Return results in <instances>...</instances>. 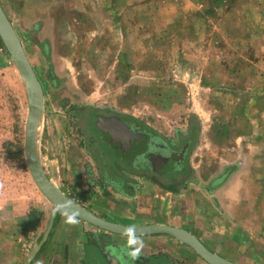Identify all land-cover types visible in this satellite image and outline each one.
<instances>
[{"label":"rangeland","instance_id":"374dc122","mask_svg":"<svg viewBox=\"0 0 264 264\" xmlns=\"http://www.w3.org/2000/svg\"><path fill=\"white\" fill-rule=\"evenodd\" d=\"M2 3H10L8 18L43 89L37 151L60 191L118 220L138 216L125 194L131 187L148 209V201L166 193L174 199L184 186L185 208L172 210L184 214L191 234L235 264H264V0ZM110 113L170 141L191 140L187 171L162 177L122 164L101 136ZM27 116L25 80L0 39V180L22 192L29 184L34 194L24 263L54 209L27 168ZM63 213L30 264H71L69 232L82 239L80 264H207L169 236H147L150 248H143L135 244L143 237L63 224Z\"/></svg>","mask_w":264,"mask_h":264},{"label":"water","instance_id":"95a60500","mask_svg":"<svg viewBox=\"0 0 264 264\" xmlns=\"http://www.w3.org/2000/svg\"><path fill=\"white\" fill-rule=\"evenodd\" d=\"M0 39L26 84L28 116L24 133V155L27 168L37 189L54 207L44 235L24 264H30L46 242L59 211L101 231L122 237L138 238L156 235L169 236L191 248L207 264H235L212 252L198 238L182 228L160 224L127 226L110 222L92 214L60 191L45 174L37 151V139L44 108L43 89L26 56L20 39L1 6ZM166 162L169 164L172 163V161L167 158Z\"/></svg>","mask_w":264,"mask_h":264},{"label":"crops","instance_id":"0c3cea01","mask_svg":"<svg viewBox=\"0 0 264 264\" xmlns=\"http://www.w3.org/2000/svg\"><path fill=\"white\" fill-rule=\"evenodd\" d=\"M8 5H10V3L4 5L2 3V0H0V6L2 7L7 17L8 14L5 10V7ZM155 188H158L161 191L160 187H158L157 185L155 186ZM184 188V186H181L178 192H176L174 199H172L173 197H171V199L168 200L166 198L168 193H166L165 196L159 195L160 199H152L148 201V209L145 208V205L140 203L139 199H141V196H139V192H137V194H134L132 197H127V200H136L137 202L136 216H138L136 217V219H133V215H127V217H119L118 220H109L101 216V213H92L102 219L119 224L130 225L127 223H133L132 225L135 226L160 224L182 228L190 233H193L192 227L188 225V223L186 224V222H183V220H186L183 217L184 214H174L173 212L175 211L172 210L173 208L177 207L179 209L185 208V204H181L179 200L180 193L184 190ZM23 192L21 190L19 191V189L13 190L10 183H6L5 181L0 180V264L24 263V261H22V246L25 247V244H23V242H27V234L32 237V218L29 215L28 209L32 200H34V194L32 191V187L29 184L25 185V190ZM35 196L36 203H43L39 195ZM61 222L63 224L66 223L68 225L80 227V223H78L80 221L66 213H63ZM194 235L195 237H198L196 236V234ZM67 236L71 237V233H67ZM70 237L66 241L68 244V254L70 262L71 264H80L84 257V247L81 246L80 248V245L77 244V241H81L82 239H70ZM145 238L149 237H143V239L135 241V244L139 245V247L150 248L149 244L151 241ZM198 239L202 241V238L198 237ZM202 243L209 249L208 245H206L204 242ZM29 245H31V242L29 243Z\"/></svg>","mask_w":264,"mask_h":264},{"label":"flooded vegetation","instance_id":"af4514ba","mask_svg":"<svg viewBox=\"0 0 264 264\" xmlns=\"http://www.w3.org/2000/svg\"><path fill=\"white\" fill-rule=\"evenodd\" d=\"M102 117L98 115L99 118ZM103 121L101 136L124 165L166 177L187 171V156L191 140L177 137L170 141L152 130L144 128L135 119L110 113ZM190 132V131H189ZM166 158L172 161L166 162Z\"/></svg>","mask_w":264,"mask_h":264},{"label":"trees","instance_id":"16d2710c","mask_svg":"<svg viewBox=\"0 0 264 264\" xmlns=\"http://www.w3.org/2000/svg\"><path fill=\"white\" fill-rule=\"evenodd\" d=\"M143 127H144V128H147V129H149V130H151V129H150L149 127H147L146 125H143ZM12 146H13V143L10 142V141H8V142H6V143L3 144V149L7 151V149L10 148V147H12ZM16 150H17V157H20V156L22 155V149H21V147L16 146ZM8 157H10V156L8 155ZM221 181H222V180H221ZM221 181H219V183L216 185V187L220 185ZM127 183H128V182H127ZM125 194H126L127 196H133V194H134V190H133V188L131 187V191H127Z\"/></svg>","mask_w":264,"mask_h":264}]
</instances>
